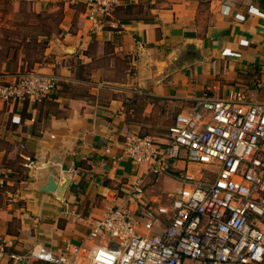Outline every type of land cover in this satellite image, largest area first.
<instances>
[{"label": "crops", "instance_id": "1", "mask_svg": "<svg viewBox=\"0 0 264 264\" xmlns=\"http://www.w3.org/2000/svg\"><path fill=\"white\" fill-rule=\"evenodd\" d=\"M10 1L60 17L33 65L58 88L41 103L0 101V236L9 252L80 245L106 207L125 205L145 171L124 156L127 136L164 142L176 115L203 97L243 92L264 103V0H120L101 30L86 19L85 0ZM18 56L0 74L26 69ZM145 183L150 198L177 186L166 174Z\"/></svg>", "mask_w": 264, "mask_h": 264}, {"label": "built area", "instance_id": "2", "mask_svg": "<svg viewBox=\"0 0 264 264\" xmlns=\"http://www.w3.org/2000/svg\"><path fill=\"white\" fill-rule=\"evenodd\" d=\"M84 4L92 29L101 30L120 0ZM58 83L54 75L33 68L0 74V101L41 103ZM123 145L128 161L145 171L130 183L125 205L108 206L92 221L87 241L65 245L57 254L17 255L0 236V259L46 264H264V103L248 101L243 92L228 99L203 97L189 113L176 115L164 142L130 135ZM176 162L195 169L177 172ZM162 174L172 176L177 186L146 197V178Z\"/></svg>", "mask_w": 264, "mask_h": 264}, {"label": "rangeland", "instance_id": "3", "mask_svg": "<svg viewBox=\"0 0 264 264\" xmlns=\"http://www.w3.org/2000/svg\"><path fill=\"white\" fill-rule=\"evenodd\" d=\"M36 14L40 13L31 11L28 5L21 4L16 10L10 0H0V71L7 60L3 59L6 53L14 61L18 59L20 53L23 54L26 51L27 46L30 47L32 37L36 34L43 30H49L51 33L56 31L57 21L60 17L58 13L49 14L44 11L41 13L40 19L35 18ZM15 49L18 51V55L13 58ZM187 169L194 170L195 167L188 165Z\"/></svg>", "mask_w": 264, "mask_h": 264}, {"label": "trees", "instance_id": "4", "mask_svg": "<svg viewBox=\"0 0 264 264\" xmlns=\"http://www.w3.org/2000/svg\"><path fill=\"white\" fill-rule=\"evenodd\" d=\"M40 17H41V13L35 15V18L37 19H40ZM51 34L52 33L49 30L48 31L43 30L38 34H36L34 37H32L30 47L29 46H27L28 48L24 47L26 51L22 54V56H23V62L26 63V69L24 68L21 71L30 70L33 68L34 64L40 62V58L43 55L44 49L46 48L47 42ZM17 53L18 51L17 49H15L12 57L15 58L16 55H18ZM38 56H40V58H38ZM8 58H9V54L6 53L3 56V59L6 60Z\"/></svg>", "mask_w": 264, "mask_h": 264}, {"label": "water", "instance_id": "5", "mask_svg": "<svg viewBox=\"0 0 264 264\" xmlns=\"http://www.w3.org/2000/svg\"><path fill=\"white\" fill-rule=\"evenodd\" d=\"M54 188H55V186H54L52 180L49 179V180H48V184H47V186L44 188V191L51 192V191L54 190Z\"/></svg>", "mask_w": 264, "mask_h": 264}]
</instances>
